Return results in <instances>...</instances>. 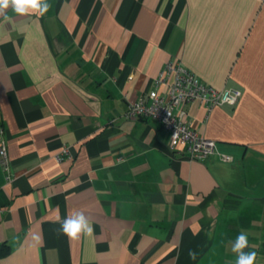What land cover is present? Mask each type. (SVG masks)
<instances>
[{
    "label": "crops",
    "instance_id": "crops-1",
    "mask_svg": "<svg viewBox=\"0 0 264 264\" xmlns=\"http://www.w3.org/2000/svg\"><path fill=\"white\" fill-rule=\"evenodd\" d=\"M48 3L0 16V264H235L241 231L264 264V0ZM174 59L241 91L187 103L216 141L203 160L169 149L157 118L124 116ZM73 210L91 236L61 232Z\"/></svg>",
    "mask_w": 264,
    "mask_h": 264
},
{
    "label": "built area",
    "instance_id": "built-area-1",
    "mask_svg": "<svg viewBox=\"0 0 264 264\" xmlns=\"http://www.w3.org/2000/svg\"><path fill=\"white\" fill-rule=\"evenodd\" d=\"M241 95L236 88H214L201 81L177 60L167 62L153 83V88L140 94L135 100L128 101L124 113L126 118H154L168 133L167 147L178 151L189 160H203L216 152V141L198 133L189 120L187 103L198 100L207 112L223 104H235ZM68 155L63 147L56 156L61 159ZM224 161L232 157L219 154ZM0 164L7 169V148L0 143Z\"/></svg>",
    "mask_w": 264,
    "mask_h": 264
},
{
    "label": "clouds",
    "instance_id": "clouds-1",
    "mask_svg": "<svg viewBox=\"0 0 264 264\" xmlns=\"http://www.w3.org/2000/svg\"><path fill=\"white\" fill-rule=\"evenodd\" d=\"M11 7L17 14H37L43 16L51 7L48 0H0V16L8 19L5 10ZM61 232L70 240H78L81 235L91 236L93 228L83 212L73 210L71 214L61 222ZM39 239V238H37ZM249 247L248 235L241 231L232 243L231 251L236 253L235 264H255L256 251L245 252ZM191 259L196 258L195 252H190Z\"/></svg>",
    "mask_w": 264,
    "mask_h": 264
}]
</instances>
